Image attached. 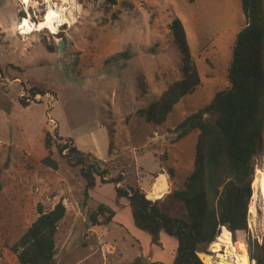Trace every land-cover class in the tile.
Returning <instances> with one entry per match:
<instances>
[{
  "label": "rangeland",
  "instance_id": "1",
  "mask_svg": "<svg viewBox=\"0 0 264 264\" xmlns=\"http://www.w3.org/2000/svg\"><path fill=\"white\" fill-rule=\"evenodd\" d=\"M75 1L80 11L74 26L62 27L58 35L43 31L22 36L17 24L26 13H20L19 1L0 0V258L19 264L10 249L38 219V208L50 211L68 199L53 264H173L177 241L163 233L161 246L152 245L150 236L135 227L127 201L118 202L99 179L102 189L89 192L85 205L86 182L64 156L93 155L111 170L109 178L123 176L117 187L139 188L147 200L148 193L155 196L164 190L161 199L150 201L158 202L166 214L186 219L172 192L195 170L199 132L178 141L177 128L230 87L233 46L246 27L241 1ZM60 4L32 0L30 13L41 21ZM175 18L185 28L202 83L164 125L154 126L137 111L156 102L182 77V57L169 30ZM33 88L45 95L33 98ZM204 118L216 119L209 114ZM46 133L56 146L73 140L63 154L56 146L52 150L58 171L41 164L48 155ZM262 161L264 137L254 165ZM162 177L169 188L159 182ZM156 183L160 185L152 190ZM254 188L253 177L252 193ZM99 204L115 210L111 224L91 223L89 215ZM258 211L263 217V206ZM248 231L249 247L254 249L261 244L260 235L250 226ZM212 245L201 253L215 255L209 252Z\"/></svg>",
  "mask_w": 264,
  "mask_h": 264
},
{
  "label": "trees",
  "instance_id": "2",
  "mask_svg": "<svg viewBox=\"0 0 264 264\" xmlns=\"http://www.w3.org/2000/svg\"><path fill=\"white\" fill-rule=\"evenodd\" d=\"M108 1L113 5L116 3L115 0ZM240 1L246 27L238 33L233 46L228 70L230 87L217 93L208 106L185 118L177 128L180 132L178 141L192 132H199L195 170L180 189L175 188L172 192L184 207L186 219L166 214L158 202L150 201L155 200L153 197L147 195V200L139 188L117 187L124 181L123 176L109 178L111 170L105 164L102 167L103 162L93 155L64 156L69 167L78 169L86 182L85 205L97 179L103 185H114L117 201H127L135 227L150 236L152 245L161 246L163 233L177 241L173 264H203L197 254L216 241L222 227L229 230L232 242L246 264L253 261L264 264V235L262 243L255 244L254 249H250L247 239L254 158L264 137V0ZM24 15L22 13L21 17ZM169 30L182 57V77L171 83L156 102L137 111L140 119L154 126L164 125L174 108L202 83L182 22L175 18ZM30 95L35 98L45 93L33 88ZM205 114L216 119L206 120ZM72 142L69 140L56 146L53 136L46 133L44 146L48 155L41 164L58 171L59 164L53 159L52 150L56 146L63 154ZM38 214V219L10 249L19 264H39L45 258L53 264L59 224L67 210L59 202L50 211L40 206ZM115 216L113 209L100 204L89 219L93 225H109Z\"/></svg>",
  "mask_w": 264,
  "mask_h": 264
},
{
  "label": "bare ground",
  "instance_id": "3",
  "mask_svg": "<svg viewBox=\"0 0 264 264\" xmlns=\"http://www.w3.org/2000/svg\"><path fill=\"white\" fill-rule=\"evenodd\" d=\"M18 1L23 5H27L28 8H30V3L32 2V0ZM42 1L49 6L56 1L61 2V4L55 10L48 11L45 17L39 22H33L28 17L25 20H21L19 24H22V36H29L43 31H48L51 35H58L62 27H72L77 23L76 15L79 13L80 7H78L75 0ZM49 13L53 15L50 17ZM254 167L255 188L248 207V223L250 228L260 235L262 242L264 235V216L261 217L262 215H260L258 208L263 206L264 210V162H258V165H254ZM216 238V241L209 248V252L215 255L206 254L208 258L204 257L205 260L209 259L208 264H246L241 254L236 250L232 242L231 234L227 228L222 227L219 236Z\"/></svg>",
  "mask_w": 264,
  "mask_h": 264
},
{
  "label": "crops",
  "instance_id": "4",
  "mask_svg": "<svg viewBox=\"0 0 264 264\" xmlns=\"http://www.w3.org/2000/svg\"><path fill=\"white\" fill-rule=\"evenodd\" d=\"M101 156L103 155V154H100ZM159 182H165L166 184H167V186H168V188H169V185H168V182H167V179H164V177H162L161 178V181L159 180ZM160 185V183H156L154 186H153V188H152V190H154L157 186H159ZM102 186H106V187H109L110 189H112V191H114V193H115V188H114V186L112 185V184H106V185H102ZM102 188H100V187H98L97 185L92 189V190H90L89 192H91L92 194H93V191H94V194H95V191L96 190H101ZM151 190V191H152ZM168 190V189H167ZM90 195V194H89ZM97 196L96 197H98V194H96ZM148 195L149 196H151V197H153L155 200H159V199H161L164 195H165V192H164V190H162V191H160V193H158V195L156 194L155 196L154 195H152V194H150V193H148ZM90 198H91V196H90ZM100 199V198H99ZM101 200H103V199H101ZM104 203V202H103ZM100 205V204H99ZM106 205V204H105ZM115 211V210H114ZM117 215V214H116ZM116 217V216H115ZM114 217V218H115ZM162 236V235H161ZM7 251V250H6ZM0 262H1V264H6L5 262H4V258H0Z\"/></svg>",
  "mask_w": 264,
  "mask_h": 264
},
{
  "label": "built area",
  "instance_id": "5",
  "mask_svg": "<svg viewBox=\"0 0 264 264\" xmlns=\"http://www.w3.org/2000/svg\"><path fill=\"white\" fill-rule=\"evenodd\" d=\"M20 5H21V11H20V13H22V11L26 13V15H24V16L21 17V20H25V18L28 17L33 22H39V20L37 19V17L35 18L37 21L34 20V18L32 17V15L30 13V8H28L27 5H23L21 3H20ZM19 23H20V21L17 24V29L19 31V34H21L23 32V30L21 29L22 28V24H19ZM61 203L65 207H68L69 206V200L68 199H63L61 201Z\"/></svg>",
  "mask_w": 264,
  "mask_h": 264
},
{
  "label": "water",
  "instance_id": "6",
  "mask_svg": "<svg viewBox=\"0 0 264 264\" xmlns=\"http://www.w3.org/2000/svg\"><path fill=\"white\" fill-rule=\"evenodd\" d=\"M19 21H21V18L19 19ZM64 47H65V42L64 41H61L60 44H59V49L61 52L64 51ZM263 238V237H262ZM262 243V242H261ZM207 253H198V257L199 259L203 262V264H207L206 260L204 259L205 258H208L206 256ZM39 264H52V262L48 259V258H45L43 259ZM143 264H146V262L144 261Z\"/></svg>",
  "mask_w": 264,
  "mask_h": 264
},
{
  "label": "clouds",
  "instance_id": "7",
  "mask_svg": "<svg viewBox=\"0 0 264 264\" xmlns=\"http://www.w3.org/2000/svg\"><path fill=\"white\" fill-rule=\"evenodd\" d=\"M53 14L52 13H49V16L51 17Z\"/></svg>",
  "mask_w": 264,
  "mask_h": 264
}]
</instances>
